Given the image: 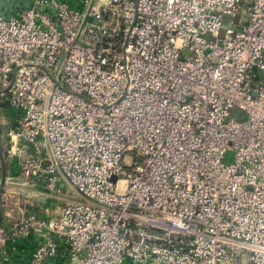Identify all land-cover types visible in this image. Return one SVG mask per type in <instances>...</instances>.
Segmentation results:
<instances>
[{
	"label": "built area",
	"instance_id": "2783aa9c",
	"mask_svg": "<svg viewBox=\"0 0 264 264\" xmlns=\"http://www.w3.org/2000/svg\"><path fill=\"white\" fill-rule=\"evenodd\" d=\"M2 125L27 264H264V0H29L0 16Z\"/></svg>",
	"mask_w": 264,
	"mask_h": 264
},
{
	"label": "crops",
	"instance_id": "0c3cea01",
	"mask_svg": "<svg viewBox=\"0 0 264 264\" xmlns=\"http://www.w3.org/2000/svg\"><path fill=\"white\" fill-rule=\"evenodd\" d=\"M64 1L73 8L80 7V0ZM28 4L29 0H0V16H14ZM6 123H8V120H6ZM3 131L4 125L1 126L0 134ZM0 147V150H3L4 145L1 138ZM20 179L21 175L17 167L6 165L0 169V184L3 189L9 191L8 194L10 193L9 200L0 214V228H3L4 231L30 212L29 200L36 203L34 197H30L31 190L23 186ZM43 204H48V200H45ZM36 244V236L31 235L25 240L14 243L7 242L4 247L0 245L3 247H0V264H27ZM51 264H72V262L66 258L65 251L61 249L59 255L51 261Z\"/></svg>",
	"mask_w": 264,
	"mask_h": 264
},
{
	"label": "rangeland",
	"instance_id": "374dc122",
	"mask_svg": "<svg viewBox=\"0 0 264 264\" xmlns=\"http://www.w3.org/2000/svg\"><path fill=\"white\" fill-rule=\"evenodd\" d=\"M227 26V21L226 19L223 21V24H222V28H221V32H220V35L223 34V31L224 29L226 28ZM206 39H210V35H207L206 36ZM240 112L239 111H235V112H232L231 113V118L235 117V118H239L240 116ZM233 158H234V152L231 150V149H228L225 151L223 157H222V161L225 163V164H229L233 161ZM64 190H65V193L66 194H70L71 193V188H66L64 187Z\"/></svg>",
	"mask_w": 264,
	"mask_h": 264
},
{
	"label": "water",
	"instance_id": "95a60500",
	"mask_svg": "<svg viewBox=\"0 0 264 264\" xmlns=\"http://www.w3.org/2000/svg\"><path fill=\"white\" fill-rule=\"evenodd\" d=\"M39 201H41L42 203H45V200L44 199H40ZM1 212H0V214H1ZM74 264H76V262Z\"/></svg>",
	"mask_w": 264,
	"mask_h": 264
},
{
	"label": "trees",
	"instance_id": "16d2710c",
	"mask_svg": "<svg viewBox=\"0 0 264 264\" xmlns=\"http://www.w3.org/2000/svg\"><path fill=\"white\" fill-rule=\"evenodd\" d=\"M0 169H1V165H0Z\"/></svg>",
	"mask_w": 264,
	"mask_h": 264
}]
</instances>
